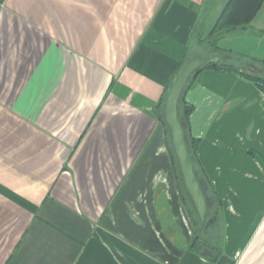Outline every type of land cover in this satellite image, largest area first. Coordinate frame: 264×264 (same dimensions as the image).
<instances>
[{
	"label": "crops",
	"instance_id": "1",
	"mask_svg": "<svg viewBox=\"0 0 264 264\" xmlns=\"http://www.w3.org/2000/svg\"><path fill=\"white\" fill-rule=\"evenodd\" d=\"M227 1L0 0V264H264V93L205 69L185 94L207 228L155 114L185 54L264 75V4L210 49Z\"/></svg>",
	"mask_w": 264,
	"mask_h": 264
},
{
	"label": "trees",
	"instance_id": "2",
	"mask_svg": "<svg viewBox=\"0 0 264 264\" xmlns=\"http://www.w3.org/2000/svg\"><path fill=\"white\" fill-rule=\"evenodd\" d=\"M264 4V0H228L225 7L223 8L222 12L220 13L217 21L215 22L214 26L209 32V39H208V45L211 50H217L218 49V43L220 39L228 34H231L233 30H235L237 27H245L248 26L256 17L258 12L260 11L262 5ZM241 63L239 64H233V63H211L206 66L201 67L196 73H194L189 80L187 86L185 87V90L182 94V97L179 102V115L182 119V123L184 124L185 131H186V137H187V143L189 147V151L192 155V157L195 160L196 166V173L202 183V186L205 190V187H207V182L205 181L204 176L199 172L198 169V159H197V150L199 146V140L195 139L191 136L189 132V119L193 112V106L186 102L185 100V94L187 90L192 85L193 81L196 79L198 74L205 70V69H213L220 72H234L240 75L244 80L255 84L260 88V90L264 93V75L256 72H246L244 68L250 64H252L250 61H247V59L242 56ZM190 60V56H187V54L184 55V58L182 59L181 63L179 64L176 73L172 77V79L169 81L168 85L166 86L165 92L163 96L161 97L160 101L155 107V114L158 118V120L162 123V125L165 127L166 131V138L168 141V147L171 151L172 158H173V164L175 167V173L178 180V185L180 189L182 190L184 199H187V202L190 204L191 211L195 213V216L197 217V213L195 209L192 207V202L188 196V194L185 191V188L183 186L182 178L180 169L178 166L177 158L175 156L171 139H170V132L169 128L165 121L164 116V103L165 98L167 94V90L170 87L174 77L177 75L179 70L186 65V63ZM262 68H264V59L256 61ZM242 65L243 68H239V66ZM244 65V66H243ZM247 68V67H246ZM206 184V185H205ZM220 202V201H219ZM197 225L199 226V219L197 217L196 221ZM204 249H210V244L203 240L202 237L199 234H196L193 238V241L190 245V250L196 253H202ZM217 256L214 258L216 259Z\"/></svg>",
	"mask_w": 264,
	"mask_h": 264
},
{
	"label": "water",
	"instance_id": "3",
	"mask_svg": "<svg viewBox=\"0 0 264 264\" xmlns=\"http://www.w3.org/2000/svg\"><path fill=\"white\" fill-rule=\"evenodd\" d=\"M211 63H218V59L212 56L191 58L174 77L167 90L164 103L165 121L169 128L171 144L177 158L183 186L197 212L202 228H207L213 221L206 222L209 209L208 200L196 173L195 160L189 151L185 127L179 115V102L192 75L201 67ZM203 255L213 257L208 249L204 250Z\"/></svg>",
	"mask_w": 264,
	"mask_h": 264
},
{
	"label": "rangeland",
	"instance_id": "4",
	"mask_svg": "<svg viewBox=\"0 0 264 264\" xmlns=\"http://www.w3.org/2000/svg\"><path fill=\"white\" fill-rule=\"evenodd\" d=\"M243 66H244V65H243ZM246 67H247V68H246ZM246 67L244 68V70H245L246 72H253V71L250 69V66H249V65L246 66ZM239 68H243L242 65H240Z\"/></svg>",
	"mask_w": 264,
	"mask_h": 264
}]
</instances>
